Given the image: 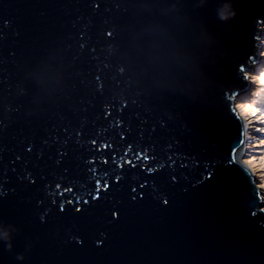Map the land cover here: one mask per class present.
<instances>
[{"label":"water","instance_id":"1","mask_svg":"<svg viewBox=\"0 0 264 264\" xmlns=\"http://www.w3.org/2000/svg\"><path fill=\"white\" fill-rule=\"evenodd\" d=\"M262 26L264 0H0V219L11 224L0 231V264H21L17 255L22 264H264L263 202L242 162L245 145L236 161L248 177L226 161L237 97L227 89L246 91L231 74L237 65L252 70ZM106 107L131 127L127 141L111 129L104 135L117 152L132 143L152 148L153 164L169 154L177 164L149 175L139 163L120 169L110 161V187L92 201L83 161L88 139L110 128ZM66 127L83 129V147L69 142L56 167L49 156L57 146L42 141L63 139ZM17 154L23 159L12 163ZM55 182L73 186L66 195L81 199V213L73 205L59 213L47 189Z\"/></svg>","mask_w":264,"mask_h":264},{"label":"snow or ice","instance_id":"2","mask_svg":"<svg viewBox=\"0 0 264 264\" xmlns=\"http://www.w3.org/2000/svg\"><path fill=\"white\" fill-rule=\"evenodd\" d=\"M208 3V0H199V6H204ZM99 4H96V7L99 8ZM10 24L9 21L4 22V27H8ZM114 33L112 31L107 32L108 37H113ZM83 47V45H82ZM124 71V68H120V72L122 73ZM249 69L246 66H241L237 65L236 71L231 74V78L236 81L237 86L241 87L242 89H251L254 87L253 84H251L248 80V73ZM237 74H239L237 78ZM96 79L99 81L100 77L97 76ZM98 91L101 92L103 91V84L100 85ZM228 92L230 93H235V95L239 98L241 93L235 91V87H229L227 89ZM23 94V92H21ZM232 97L229 95L228 100H231ZM111 107V106H109ZM109 107H106L104 109V117L106 120L111 119V124L110 128H103L101 132L97 133L96 136L90 137L87 141V143L90 145L88 148V151L91 153V155L87 158L84 159V164L87 168V172L89 173L90 177L92 178L93 182V191L89 193V198L92 201H99L101 198V192L107 193L110 184L107 180L108 176V171L106 166L109 165L110 161L111 164L120 168L124 169L125 166H130L131 168H136L139 163V167L143 170H145L149 175H153L155 173H158L162 171L165 167L167 168H172L174 165L177 164V160L173 158L172 154H169L167 156V160L164 163H157L153 164L151 162L156 161L157 157L154 154V150L150 147H134L132 143H127L126 148L123 150L122 153L117 152L115 150V147L113 145L112 140L104 138V135L107 134L110 129L116 132V135L119 137L120 141H127L128 135L131 133V127L126 126L124 122L121 119H116L113 117V112L109 111ZM128 107L127 104L121 105V109H126ZM225 107H227V102H225ZM240 107H243V105H240ZM249 108H251V105H248ZM229 116H230V126L234 128L235 135L232 138L229 148H228V153L226 156V161H227V166L229 167H234L238 169L245 177H248L247 171L243 168L242 165L238 164L236 161V154L239 151L243 145L246 143L251 144V140L245 141L243 139V132H242V124H241V118L240 116L237 115L236 109H229L228 110ZM261 122H264V117L260 118ZM147 121H145L146 123ZM166 125L161 122V127H165ZM6 127V126H5ZM65 132V137L61 139L59 136L53 138L49 137L48 139H44L42 141V144L48 147H51L53 144L56 145V153L55 157L49 156L50 160H53V163L56 165V167H61L64 162L66 157H68L69 153L67 150V145L69 142H73L75 144L80 145L83 147V144L81 143V139L84 136L83 129H75L70 132L69 128H64L63 130ZM145 129L141 127L139 131V135L141 138H143ZM149 133H155L156 132V127L155 125L151 126L150 129H148ZM252 135L256 136L262 141V144L257 147H264V123H261V127L255 128ZM51 141V143H50ZM168 148L171 149L172 145L169 144ZM34 149V144L29 142L25 145L24 151L28 154H31ZM108 149H112L110 155H106L105 152ZM129 153H131V158L129 157ZM249 162H253L256 160V154L251 153L249 150ZM44 156V149L41 148L40 151L37 153V159H42ZM262 160H264V156L260 157ZM23 158L21 155L17 154L15 161L12 163H16L21 161ZM187 159V158H185ZM120 161L117 163V161ZM25 164H27V161H25ZM180 168H187L188 164L184 161L181 160L179 163ZM13 171L16 169L13 168ZM65 172H67V169H64ZM207 175L205 176L206 180H211L213 178V171L206 169ZM261 171H264V169H261ZM30 183L36 184L37 179L33 177L31 173H28V176L26 177ZM122 177L120 175H117L114 177L113 182L116 184H119L121 181ZM170 179L173 182H178L177 181V176L172 174L170 176ZM250 183L255 186L258 181L251 180L250 177H248ZM103 180V184H102ZM261 187H264V185H261ZM140 189H145L146 184L145 183H140L139 184ZM48 189V195L50 197H58L59 198V204H58V211L59 213H64L65 212V205H73V210L75 213H81L82 209L80 206L81 204V199L76 196V195H71L68 196L66 194H72L73 193V186L71 184L69 185H63L60 182H55L54 183V189L53 185L49 184L47 185ZM131 191L133 193H136L137 189L132 188ZM145 198V193H141L139 196V199L143 200ZM133 200L137 199L136 195L132 196ZM53 204L57 203L56 199H53L51 201ZM43 203V201H41ZM83 205H88L89 204V199H84L82 201ZM169 199L168 198H163L161 201L162 206H169ZM264 210V209H262ZM51 211V209H49ZM85 212H87V209H84ZM113 215H117L115 212ZM257 213L256 212H251V217H256ZM43 220V217L41 218ZM261 220H264V217L260 218ZM11 227V224H9L6 220L0 219V231H6ZM260 227L264 229V223L260 224ZM78 243H83V241H78ZM100 246V245H97ZM3 248L0 246V251H2ZM17 261H20L22 264L23 261V256L22 255H17L16 257Z\"/></svg>","mask_w":264,"mask_h":264},{"label":"rangeland","instance_id":"3","mask_svg":"<svg viewBox=\"0 0 264 264\" xmlns=\"http://www.w3.org/2000/svg\"><path fill=\"white\" fill-rule=\"evenodd\" d=\"M262 33L259 37V49L257 61L252 70L248 71L247 76L251 84L254 85L251 89H247L240 97H233L234 108L239 113L244 128L245 141L251 140V144L246 143L244 147L242 162L249 168L254 176V180L258 181V187L262 199V209H264V160L260 157L264 156V147H257L262 144V141L256 136L252 135L255 128L261 127L260 118L264 117V26H262ZM243 105V107H240ZM251 105V108L248 107ZM249 150L256 154V160L249 162ZM264 212V210H262Z\"/></svg>","mask_w":264,"mask_h":264},{"label":"bare ground","instance_id":"4","mask_svg":"<svg viewBox=\"0 0 264 264\" xmlns=\"http://www.w3.org/2000/svg\"><path fill=\"white\" fill-rule=\"evenodd\" d=\"M261 35V34H260ZM260 37V36H259ZM256 64V60L254 59L252 62V65H250L251 67H254V65ZM244 152V151H243ZM243 156V155H242Z\"/></svg>","mask_w":264,"mask_h":264},{"label":"clouds","instance_id":"5","mask_svg":"<svg viewBox=\"0 0 264 264\" xmlns=\"http://www.w3.org/2000/svg\"><path fill=\"white\" fill-rule=\"evenodd\" d=\"M247 90V89H246ZM245 92V91H244ZM242 94V93H241Z\"/></svg>","mask_w":264,"mask_h":264}]
</instances>
